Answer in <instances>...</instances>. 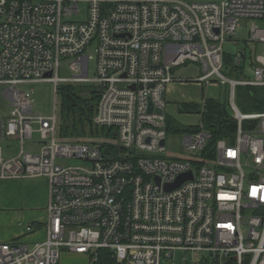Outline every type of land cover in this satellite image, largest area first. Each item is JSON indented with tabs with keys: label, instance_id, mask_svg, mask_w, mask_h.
I'll return each instance as SVG.
<instances>
[{
	"label": "built area",
	"instance_id": "1",
	"mask_svg": "<svg viewBox=\"0 0 264 264\" xmlns=\"http://www.w3.org/2000/svg\"><path fill=\"white\" fill-rule=\"evenodd\" d=\"M246 18L264 19V0H0V85L11 103L0 116V180L45 177L50 187L46 220L22 235L46 237L0 241V264H61L64 253L97 260L102 249L118 264H181L178 252L186 264H264V111L235 102L237 85L264 86V51L252 78L223 72L224 43ZM249 32L264 46V27ZM63 57L74 77L59 76ZM245 60L236 55L235 72ZM188 62L203 65L200 83L229 86L238 125L213 147L203 124L184 132L187 154L167 159L166 89ZM25 81L54 82L56 92L67 82L98 86L94 123L116 147L61 139L57 113H33ZM8 137L17 154L5 152Z\"/></svg>",
	"mask_w": 264,
	"mask_h": 264
},
{
	"label": "rangeland",
	"instance_id": "2",
	"mask_svg": "<svg viewBox=\"0 0 264 264\" xmlns=\"http://www.w3.org/2000/svg\"><path fill=\"white\" fill-rule=\"evenodd\" d=\"M200 1V0H196ZM83 13L86 14L87 6L85 2H81ZM252 24H255L257 27H264V19H241L239 22V26L236 29V32L233 34L231 39L224 43L226 57H228V67H226L223 72L229 77H235L237 79H247L252 78L255 67V58L257 55L262 54L264 51V46L260 43L253 41L249 38V29ZM240 50H244L246 52V66L243 73L239 74L234 72V74L229 75L230 66L235 64V57L239 54ZM73 58H65L61 59L59 76L63 78L74 77L77 71L70 66V62ZM232 60V62H231ZM90 71L89 77H94L96 75V66L95 61L91 60L90 62ZM203 65L188 62L187 65L178 67L175 71L176 81L172 82L167 86L166 89V99L167 104L165 107V113L169 117V119L174 123L173 126H169L168 130V142H167V159L176 158L180 155H186V150L182 144V136L184 132L177 129L176 125H181L183 127L189 126H197L202 125L203 121V113L207 111V108L203 107V100L205 97H208L213 100H219L227 107V109L234 115V110L232 107L231 100L229 101L228 85H218L212 83L210 85L205 82L200 83L198 81V77L204 74ZM75 84H88L89 82H72ZM90 84V83H89ZM241 85H237L235 89V102L237 106L243 113H246L244 109L240 105V89ZM20 90L25 91L26 94L33 100V113L35 114H43L46 117H51L54 113H57V117L60 122L61 112H60V97H58L56 92V84L54 82L47 81H37V82H29L25 81L19 85ZM97 87V86H96ZM4 86L0 85V116H7L8 112L11 108V103L8 98L3 96ZM58 97V98H57ZM58 102V105H56ZM193 102L196 104L198 108L202 111H192L186 113V109L183 103ZM179 105H181L180 109ZM204 108V109H203ZM55 111V112H54ZM170 121V122H171ZM171 122V123H172ZM250 121H245V128L249 127ZM205 126V125H204ZM206 127V126H205ZM60 136L63 140H73V139L65 138L61 135L60 128ZM39 133H35L34 140H38ZM85 139L81 142L87 141L94 144L99 142L102 143L103 149L105 152H108L112 149L111 145L116 143V140H113V137L110 135L104 136V138L97 141L94 136H83L80 139ZM78 139V138H75ZM17 140L12 137H8L5 143H9L10 146L7 147L5 145V152H9V154L14 155L20 151V146L16 143ZM30 148H34L35 150H39L40 144H29ZM8 154V155H9ZM172 155V156H171ZM7 157V154H5ZM47 179L45 177L39 178H30L25 177L24 179L16 178L9 180H0V237L2 235L10 236L9 239L0 240V241H11V239H23L36 241L41 240L46 237V233L43 230H38L36 233L38 235L34 236L35 240H32V236L29 234L26 236L20 237L24 234L26 230V224L37 218L41 220V218L45 215L46 206L48 205V191L47 187ZM22 221V222H20ZM20 222V223H19ZM35 233V234H36ZM44 233L42 236L41 234ZM15 234H19V236L15 237ZM40 234V235H39ZM29 236V237H28ZM41 236V237H40ZM183 253L178 252L176 259L181 264H186L185 260L182 259ZM189 259L191 255L189 254ZM172 261H166L164 264H170ZM197 263H200V259L196 260ZM61 264H91L89 260L86 259L84 255L80 254H68L64 253L60 260Z\"/></svg>",
	"mask_w": 264,
	"mask_h": 264
},
{
	"label": "trees",
	"instance_id": "3",
	"mask_svg": "<svg viewBox=\"0 0 264 264\" xmlns=\"http://www.w3.org/2000/svg\"><path fill=\"white\" fill-rule=\"evenodd\" d=\"M225 62H229L228 57ZM232 62V60H231ZM229 75L234 74L233 64L229 67ZM58 97H60V125L61 135L68 139H80L83 136H94L99 141L106 135L111 134V130L103 127L96 126L94 117L97 113V106L101 98V91L99 87L94 84H75L67 82L58 86ZM240 105L246 112H263L264 111V86H240ZM225 103L219 100H207V111L203 113V126L205 125L212 133V141L210 146L213 147L219 138L234 136L237 129L238 122L234 115L224 105ZM167 117V124L173 126L174 121L171 123ZM177 129L182 131H199V126L183 127L176 125ZM78 138V139H75ZM116 147V144L111 147ZM89 260L88 258H86ZM91 264H118L112 256V252L108 249L99 250L97 253V260H89Z\"/></svg>",
	"mask_w": 264,
	"mask_h": 264
},
{
	"label": "crops",
	"instance_id": "4",
	"mask_svg": "<svg viewBox=\"0 0 264 264\" xmlns=\"http://www.w3.org/2000/svg\"><path fill=\"white\" fill-rule=\"evenodd\" d=\"M216 84V83H215ZM218 85H221V84H219V83H217ZM228 92L231 94V92H230V88L228 87ZM207 100H210V98H208V97H205L204 98V100H203V107L204 106H206V101ZM230 101V100H229ZM181 105H184V108L186 109V113H188V112H192V111H199L200 113H201V109L200 108H198L197 106H196V104L195 103H193V102H188V103H183V104H181ZM181 105H179L180 107V109H183V108H181ZM204 109V108H203ZM197 126H199V125H197ZM47 179V178H46ZM47 181H48V179H47ZM47 187L49 188V191H48V200H49V192H50V187H49V181L47 182ZM48 203V202H47ZM46 215H47V206H46V210H45V215H44V217L43 218H41V220H38L37 218H35V220H33V221H31V222H38V223H41V222H43V221H45L46 220ZM20 222H22V221H20ZM19 222V223H20ZM30 222V223H31ZM44 233H42L41 234V236L43 235ZM23 235V234H22ZM21 235V236H22ZM30 236H32V235H38L37 233L36 234H29ZM40 235V234H39ZM15 237L17 236H19V234H15L14 235ZM20 236V237H21ZM40 236V237H41ZM29 237V236H28ZM10 238V236H5V235H2L1 237H0V240H5V239H9ZM32 240H35V239H37V238H35L34 236H32V238H31Z\"/></svg>",
	"mask_w": 264,
	"mask_h": 264
},
{
	"label": "water",
	"instance_id": "5",
	"mask_svg": "<svg viewBox=\"0 0 264 264\" xmlns=\"http://www.w3.org/2000/svg\"><path fill=\"white\" fill-rule=\"evenodd\" d=\"M248 36H249V37L251 36V32H249ZM239 53H240V55H241L242 58L245 57V52H244V50H240ZM49 75H51V74H49ZM149 109L152 110V109H151V105H150ZM160 111H161V110H160ZM189 176H192V171H190V172L187 173V174H184V175L179 176L178 179L175 181V183H173L172 186L175 187V186L179 185V183L182 182V180H183L184 178H187V177H189Z\"/></svg>",
	"mask_w": 264,
	"mask_h": 264
}]
</instances>
